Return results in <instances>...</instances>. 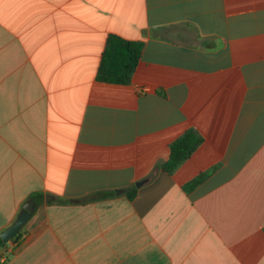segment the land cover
Segmentation results:
<instances>
[{
	"label": "crops",
	"instance_id": "1",
	"mask_svg": "<svg viewBox=\"0 0 264 264\" xmlns=\"http://www.w3.org/2000/svg\"><path fill=\"white\" fill-rule=\"evenodd\" d=\"M27 202L0 264H264V0H0V233Z\"/></svg>",
	"mask_w": 264,
	"mask_h": 264
},
{
	"label": "trees",
	"instance_id": "2",
	"mask_svg": "<svg viewBox=\"0 0 264 264\" xmlns=\"http://www.w3.org/2000/svg\"><path fill=\"white\" fill-rule=\"evenodd\" d=\"M140 46L141 45L139 43L124 42L120 39L111 37L103 55L101 72L105 73L109 78L113 74L114 81L122 83L127 82L140 57ZM113 70H118V72L114 74ZM200 142L201 137L198 136L195 131L189 130L185 132L171 145L170 157L169 161L165 164V169L170 171L188 158ZM106 196L107 193H99L97 195H93L91 199L98 200L105 198ZM128 197L132 198L133 193H129ZM64 202L65 201H59V203ZM20 232L9 242H15L20 236ZM6 244H4L0 239V250L3 249Z\"/></svg>",
	"mask_w": 264,
	"mask_h": 264
},
{
	"label": "water",
	"instance_id": "3",
	"mask_svg": "<svg viewBox=\"0 0 264 264\" xmlns=\"http://www.w3.org/2000/svg\"><path fill=\"white\" fill-rule=\"evenodd\" d=\"M144 182L145 181H141L140 183H137L136 186H139V184H142ZM33 210H34L33 202H27L23 206L22 211L18 214L15 221L2 233H0V239L4 244L8 243L14 236H16L21 231L23 226L31 218Z\"/></svg>",
	"mask_w": 264,
	"mask_h": 264
}]
</instances>
